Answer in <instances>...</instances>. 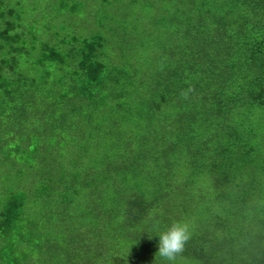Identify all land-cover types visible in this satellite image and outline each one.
I'll return each instance as SVG.
<instances>
[{
  "label": "trees",
  "instance_id": "16d2710c",
  "mask_svg": "<svg viewBox=\"0 0 264 264\" xmlns=\"http://www.w3.org/2000/svg\"><path fill=\"white\" fill-rule=\"evenodd\" d=\"M83 2L0 0V264H264V0L56 24Z\"/></svg>",
  "mask_w": 264,
  "mask_h": 264
},
{
  "label": "rangeland",
  "instance_id": "374dc122",
  "mask_svg": "<svg viewBox=\"0 0 264 264\" xmlns=\"http://www.w3.org/2000/svg\"><path fill=\"white\" fill-rule=\"evenodd\" d=\"M60 0H5L9 6H13L15 2L22 5L20 7L24 11V16L29 18L33 15L32 20L39 23V9L42 16L54 17V11ZM186 0H84L85 11L78 15L67 14V17L58 18L57 23L64 24V27H71L70 30H76L77 33L88 36L89 30L82 29L83 23L89 19L91 23L96 20L98 15H103L107 19H121L129 26L140 25V31L145 29L154 30L150 22L156 23L157 19L170 17L172 14L185 12ZM196 4H200L203 0H195ZM211 3L220 4L229 2L230 0H208ZM165 13V14H164ZM89 15V18H88ZM36 16V17H35ZM41 22H44L40 20ZM81 23L79 26L78 24ZM110 24L106 21V25ZM144 25V26H142ZM142 26V27H141ZM90 28H94L91 24ZM92 33V32H91ZM9 173L3 172L1 175L6 176Z\"/></svg>",
  "mask_w": 264,
  "mask_h": 264
},
{
  "label": "clouds",
  "instance_id": "9594fccd",
  "mask_svg": "<svg viewBox=\"0 0 264 264\" xmlns=\"http://www.w3.org/2000/svg\"><path fill=\"white\" fill-rule=\"evenodd\" d=\"M191 232L186 222H173L159 235L158 254L166 261L172 262L183 253L185 244L189 241Z\"/></svg>",
  "mask_w": 264,
  "mask_h": 264
}]
</instances>
